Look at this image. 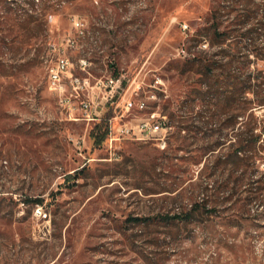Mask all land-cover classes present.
Masks as SVG:
<instances>
[{
  "label": "rangeland",
  "instance_id": "obj_1",
  "mask_svg": "<svg viewBox=\"0 0 264 264\" xmlns=\"http://www.w3.org/2000/svg\"><path fill=\"white\" fill-rule=\"evenodd\" d=\"M246 2L0 0V264H264V160L226 163L246 125L205 84L234 52L212 45V10L225 31ZM60 54L67 96L71 76L118 75L113 101L94 87L71 112L48 87ZM151 113L158 129L118 133Z\"/></svg>",
  "mask_w": 264,
  "mask_h": 264
},
{
  "label": "trees",
  "instance_id": "obj_2",
  "mask_svg": "<svg viewBox=\"0 0 264 264\" xmlns=\"http://www.w3.org/2000/svg\"><path fill=\"white\" fill-rule=\"evenodd\" d=\"M245 6H249L254 10L249 9L247 12L246 8L240 9L239 11L242 14L238 13L226 25L228 30L225 31H220L221 23L217 15V8H213L211 43L213 46H222L229 42L228 45L231 48L228 52L234 51L235 53L223 54L222 56L228 57L227 62L224 64H208L209 73H212L208 78H212L213 81L205 82L212 92L211 100L222 109L224 114H228L230 126H233V122L238 117H241L246 125V127L244 126L245 129L236 135L237 140L231 141L232 149L226 155V163L233 166L248 165L251 161L264 160V113L260 116L254 112V107L264 108V71L252 70L249 61L250 54L264 60V43L258 45L254 40L263 35L262 31H264V0L258 2L247 0ZM250 11L257 12L261 16L256 23H248ZM247 25L249 26L247 27ZM232 26L246 29L241 30L239 33V29ZM234 32L238 34L234 36ZM237 53L239 54L237 55ZM193 61L198 63L196 60ZM220 68L223 75L217 73ZM223 68L228 70V73H225ZM198 73L201 77L204 74L201 71ZM115 77H118V75H115ZM105 133L106 131L102 134L91 131L90 135L96 143H101ZM259 182L261 184V195L258 198L262 201V197H264V173L261 175ZM35 202L41 203L42 200L36 199ZM170 218H179V215H173Z\"/></svg>",
  "mask_w": 264,
  "mask_h": 264
},
{
  "label": "built area",
  "instance_id": "obj_3",
  "mask_svg": "<svg viewBox=\"0 0 264 264\" xmlns=\"http://www.w3.org/2000/svg\"><path fill=\"white\" fill-rule=\"evenodd\" d=\"M186 26V25H185ZM85 63V61L83 60ZM69 60L64 55H59L57 60L55 61V64L52 65L49 68L48 72V87L49 89L56 93L58 97L61 99V101H64L68 103L69 108L71 112L75 109V100H79L78 108L84 110L85 112H88L91 110L92 102L89 99V95L86 96L85 99L81 98V94H83L84 91L89 90L94 87H98V89H102V87L105 90V99L107 102H112L114 97L116 96V93L118 92L119 88H121L122 85V78L120 76L118 77H109L105 81L98 80L95 85L91 84V80L89 77H78V76H71L70 77V85H71V92L69 95H66L67 92V86H66V74L68 72L69 68ZM138 108L140 110H143L147 107L145 101H139L138 102ZM134 107V103L132 100L126 101L124 108L125 110L129 111ZM156 113H151L150 117L134 126H127L123 125L118 128V133L121 135H137L136 129L138 130L139 134H143L144 132L148 131L151 132L153 129L156 130L159 128V123H153L156 120Z\"/></svg>",
  "mask_w": 264,
  "mask_h": 264
}]
</instances>
